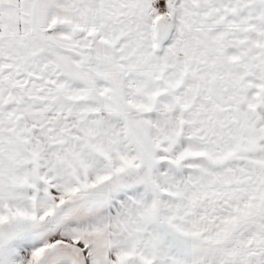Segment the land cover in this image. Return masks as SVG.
I'll list each match as a JSON object with an SVG mask.
<instances>
[{"label":"snow or ice","instance_id":"1","mask_svg":"<svg viewBox=\"0 0 264 264\" xmlns=\"http://www.w3.org/2000/svg\"><path fill=\"white\" fill-rule=\"evenodd\" d=\"M0 264H264V0H0Z\"/></svg>","mask_w":264,"mask_h":264}]
</instances>
